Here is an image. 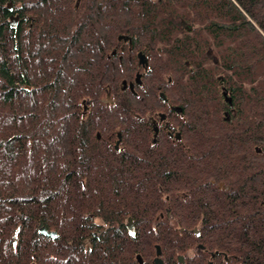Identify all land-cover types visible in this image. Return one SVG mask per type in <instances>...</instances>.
<instances>
[{
    "label": "trees",
    "instance_id": "1",
    "mask_svg": "<svg viewBox=\"0 0 264 264\" xmlns=\"http://www.w3.org/2000/svg\"><path fill=\"white\" fill-rule=\"evenodd\" d=\"M127 41L165 53L139 82ZM116 203L135 245L88 247ZM153 244L264 264V0H0V264Z\"/></svg>",
    "mask_w": 264,
    "mask_h": 264
},
{
    "label": "flooded vegetation",
    "instance_id": "2",
    "mask_svg": "<svg viewBox=\"0 0 264 264\" xmlns=\"http://www.w3.org/2000/svg\"><path fill=\"white\" fill-rule=\"evenodd\" d=\"M96 54L102 56L103 51L102 49L98 52H96ZM111 55H116L117 59H120L121 57H128L131 58V60L135 61V67H134V71H133V76L135 78V76L137 74H139L140 79L143 78V75L146 74V72H148V66L151 60L154 61V59L158 56H161L162 54H165L164 52L161 51V48L157 47L156 50H154V47L151 44H142L141 48L137 49L135 44L130 43L129 41L127 42H120L116 44V47L112 49V51L110 52ZM139 55H141L145 60H146V64H141L139 63ZM100 76V75H99ZM160 91H158L157 93L159 94ZM160 112L163 111H157V113L159 114ZM165 113H167L165 111ZM155 119V118H154ZM152 119H150V123L152 125H154L152 122L155 123V125H157L158 127H160V123L162 121H164L166 123V114H165V118L164 120L160 121L159 120V115L157 116V118L155 119L156 121H151ZM168 124V123H166ZM118 206H125V204H120L118 205V203L114 204V211L112 212V214H109V218H104L102 216L99 217H95L94 221L96 223V225L98 226L97 231L93 230L92 231V236L90 239H88V247H91V245H93L95 243V240L97 239L99 241L98 245H100V243L103 242V240H101L102 237V233L104 231V226H107V224H111V223H115L116 225L121 224L123 225V227L126 230V233H122L121 236H115L118 237L120 239V242L122 243V245L124 246H129L132 247L135 245L134 243V238H136L135 232H134V221L133 219L124 214V212L119 213L117 211ZM166 237V236H165ZM157 245L160 247L161 245L159 244H153V252L150 256H146V255H141L142 258L140 257V255L134 254L132 252H121L120 254L122 255V260H120L118 258V256H115V258H108V254L109 252H105V251H100V249H85L83 250L81 253L83 254V263L84 264H89L93 261V257L98 255L99 257H97V262L101 263V264H153L154 263V259L156 258H160L163 262V264H188L189 262L186 260V257L184 255V253H180V252H174L173 250L169 251L168 253L166 251H162L160 249V255H156V251H157ZM101 246V245H100ZM102 249V248H101ZM179 257L182 258V261L179 260ZM140 258V260H139ZM120 261H123L122 263ZM137 261V263H136ZM203 264H215L214 260H211L210 258H207Z\"/></svg>",
    "mask_w": 264,
    "mask_h": 264
},
{
    "label": "water",
    "instance_id": "3",
    "mask_svg": "<svg viewBox=\"0 0 264 264\" xmlns=\"http://www.w3.org/2000/svg\"><path fill=\"white\" fill-rule=\"evenodd\" d=\"M7 10L9 12H12V6H11V2L10 1H8V3H7ZM18 23H19L18 16L11 14L10 17H9V24H10V26L13 27V28H15V27L18 26ZM139 58H140L139 59V63L146 64V60L141 55H139ZM135 81L136 82H139L140 81L139 80V74L136 75ZM163 118H164V114L161 115V119H163ZM155 130H156V127H155ZM117 136H118V139H117V141L115 143V148L118 147V143L120 141V134L118 133ZM19 229H20V227L17 228L16 234L19 233ZM39 231L41 233H43L45 235H48V236H51V237H55L56 236V233L55 232H53V231H47L44 227H41L39 229ZM14 243H16V240H14ZM156 248H157L156 255L158 256V255H160V249H159L158 246ZM139 260H140V258H139ZM179 260L182 261V258L179 257ZM31 264H34V263H31ZM153 264H163V262H162V260L160 258H156V259H154V263Z\"/></svg>",
    "mask_w": 264,
    "mask_h": 264
}]
</instances>
